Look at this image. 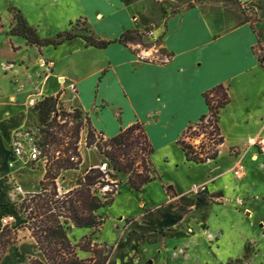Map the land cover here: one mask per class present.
Listing matches in <instances>:
<instances>
[{
	"label": "crops",
	"instance_id": "crops-1",
	"mask_svg": "<svg viewBox=\"0 0 264 264\" xmlns=\"http://www.w3.org/2000/svg\"><path fill=\"white\" fill-rule=\"evenodd\" d=\"M207 1L29 0L25 6L13 3L41 38L55 37L58 32L73 28L80 19L88 30L79 28V33H90L111 43L99 48L75 36L56 46L30 44L20 35L6 33L13 22L8 11L7 23L1 20L0 25L5 41L0 46V60L23 63L16 79L18 83L31 81L27 87L24 83V90L36 87L33 104L43 96L57 93L63 99L64 89L74 85L77 103L92 128L109 137L138 121L154 151L172 145L182 153L176 143L179 135L208 111L203 92L223 83L229 101L218 113L223 137L220 146L247 149L246 155L257 153L259 158L261 154L253 148L256 142H264V60L261 63L258 54L264 50V0H233L229 4H236L238 10L230 16L206 14L201 4ZM240 8L253 14V18L239 20ZM146 28H153L152 37L142 34ZM126 31L141 32L143 45L119 42ZM153 39L156 44L151 45L149 41ZM29 47L35 52L30 63L21 55ZM140 55H166L168 59L159 61ZM38 60L42 62L38 63L40 67L35 66ZM1 98L0 206L6 197L2 192L6 174L10 173L9 180L19 184L23 175L35 173V187L25 190L30 193L37 191L45 173L44 163L28 167L24 159L17 161L16 167H8L9 143L21 118L4 115ZM15 98L16 95L10 97L12 102ZM225 130L242 142L229 144ZM28 256L46 264L34 239L23 245H9L0 264H30Z\"/></svg>",
	"mask_w": 264,
	"mask_h": 264
},
{
	"label": "rangeland",
	"instance_id": "rangeland-1",
	"mask_svg": "<svg viewBox=\"0 0 264 264\" xmlns=\"http://www.w3.org/2000/svg\"><path fill=\"white\" fill-rule=\"evenodd\" d=\"M28 1L0 0V25L1 20L7 23V12L11 13L9 7L14 6L13 3L25 6ZM229 2L233 3V0H209L201 4V9L206 14L230 16L238 8ZM241 10L239 20L253 18V14ZM79 28L88 30L80 19L76 30ZM3 31L0 29V34ZM4 43V34H1L0 46ZM149 43L156 44L154 39ZM258 54L264 58L263 49ZM21 55L30 63L35 52L29 47L22 50ZM38 63L42 62L38 60L35 63L40 67ZM22 64L10 59L0 60L2 111L4 115L9 113L21 118L12 133L8 154L14 144L33 142L39 145L41 160L28 162L26 166L44 163L46 167L52 161L50 156L57 155L56 151L63 155L67 141L77 139L76 147L81 156L78 169H62L55 179L57 191L63 193L74 185L83 168L101 162L102 156L96 148L86 146L88 126H93L85 119L86 114L77 103L74 85L64 89L63 99L58 95L54 106L58 116L53 118L54 113L49 111L45 121H42L43 117L34 108L41 98L32 103L36 87L24 90L22 86L26 84L27 87L31 81L17 82L20 74L18 67ZM42 69L46 71V66ZM8 87L12 90L6 89ZM45 88L48 90V87ZM20 93L22 96H19ZM12 95H16L15 102L10 99ZM194 129L197 130L196 127ZM225 131L229 144L242 142ZM96 132L99 130L96 129ZM46 133L56 135L58 143L45 138ZM201 139L202 134H199L192 136L190 141L198 144ZM246 150L220 146L215 159L196 164L192 161L184 163L182 153L172 145L159 147L151 155L157 171L154 180L134 190L126 184V175L118 173L114 178L117 186L113 201L99 210L102 224L98 227H72L67 231L77 256L84 259L93 257L95 260L91 250L81 248L83 243H89L91 249L95 244L103 250V254L110 247L105 264H264V142L254 144L253 151L261 154L259 158L257 153L246 155ZM237 162L244 167L241 178L233 173ZM99 166L102 168L103 164ZM35 175L33 172L23 175L20 185L13 179L9 180L10 173L5 176L2 192L6 197L0 206V222L5 215L13 216L9 226L16 229V233H11L10 245H23L33 239L30 231L23 226L27 221L26 212L19 209L18 203L29 193L25 190L35 187ZM169 183L173 186L167 191ZM16 185L23 192L13 194L12 189ZM28 258L29 263L37 259Z\"/></svg>",
	"mask_w": 264,
	"mask_h": 264
},
{
	"label": "trees",
	"instance_id": "trees-1",
	"mask_svg": "<svg viewBox=\"0 0 264 264\" xmlns=\"http://www.w3.org/2000/svg\"><path fill=\"white\" fill-rule=\"evenodd\" d=\"M9 10L13 16L9 34L20 35L30 44L56 46L75 36H80L86 44L99 48L111 43L110 40L97 39L90 33H79L76 30L77 23L73 28L58 32L55 37L41 38L36 30L27 24L17 8L10 6ZM141 36V32L126 31L119 38V42L143 45ZM259 60L263 63V56H260ZM58 95L59 93L43 96L34 105L39 115L43 117L42 121H45L49 111L54 113L53 118L58 116L59 113L54 109ZM203 97L208 107L207 113L201 115L197 122L187 125L176 140L184 159L194 163L215 159L219 153L223 137L218 125V113L229 101L227 86L219 83L204 91ZM85 119L88 121V117ZM80 122L77 124L79 125ZM199 134H202L201 141L198 144L191 143V137ZM45 138L51 142L59 141V138L52 133H46ZM76 142L77 139L67 141V145L63 147V155L58 153L49 157L52 161L46 164L45 173L38 182L39 190L27 193L18 203L19 209L26 212L27 221L23 226L30 231L46 264H105L110 254V247L103 254V250L97 245L94 244V248L91 249L89 243H83L81 248L85 251L91 250L95 260L93 257L79 258L67 231L72 227H98L102 224L99 210L113 201L117 186L114 178L118 173L126 175V184L134 190H139L157 177L156 168L151 160L154 147L142 123L137 121L109 137L101 131L96 132L89 125L86 146L96 148L102 156L100 164H105V168H100V164L83 168L75 178L74 185L65 192L59 193L55 179L60 170L78 169L81 163ZM75 157H77L76 161H74ZM168 189H172L171 184L166 186L167 191ZM198 198L202 197L198 196ZM11 233H16V229H10L9 225H4L0 229V258L12 244ZM30 264L45 263L34 259Z\"/></svg>",
	"mask_w": 264,
	"mask_h": 264
},
{
	"label": "built area",
	"instance_id": "built-area-1",
	"mask_svg": "<svg viewBox=\"0 0 264 264\" xmlns=\"http://www.w3.org/2000/svg\"><path fill=\"white\" fill-rule=\"evenodd\" d=\"M153 28H146L142 31L143 35H147L152 37L153 35ZM142 58L145 59H154L159 61H166L168 57L166 55H140ZM264 60V58H263ZM58 155V151H56ZM24 159V163L28 162H36L41 160V152L39 145L29 142L27 144H19L13 145L10 149L9 156H8V166L11 168L15 167L17 161H22ZM233 173L236 177L241 178L244 174V167L241 162H237V164L233 168ZM17 191V193L15 192ZM18 192H23L19 185H16L12 189L13 194H18ZM13 219L11 215H5L1 218V225H9L10 221Z\"/></svg>",
	"mask_w": 264,
	"mask_h": 264
},
{
	"label": "water",
	"instance_id": "water-1",
	"mask_svg": "<svg viewBox=\"0 0 264 264\" xmlns=\"http://www.w3.org/2000/svg\"><path fill=\"white\" fill-rule=\"evenodd\" d=\"M104 167H105V164H103L102 168H104Z\"/></svg>",
	"mask_w": 264,
	"mask_h": 264
}]
</instances>
